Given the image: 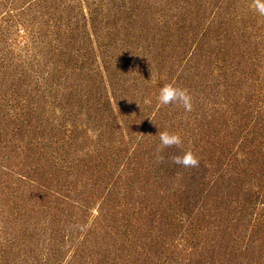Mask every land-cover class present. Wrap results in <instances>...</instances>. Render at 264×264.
Listing matches in <instances>:
<instances>
[{
	"label": "rangeland",
	"instance_id": "1",
	"mask_svg": "<svg viewBox=\"0 0 264 264\" xmlns=\"http://www.w3.org/2000/svg\"><path fill=\"white\" fill-rule=\"evenodd\" d=\"M0 264H264L256 0H0Z\"/></svg>",
	"mask_w": 264,
	"mask_h": 264
},
{
	"label": "clouds",
	"instance_id": "2",
	"mask_svg": "<svg viewBox=\"0 0 264 264\" xmlns=\"http://www.w3.org/2000/svg\"><path fill=\"white\" fill-rule=\"evenodd\" d=\"M256 9L264 15V0H256ZM157 99L161 105L181 103L185 109H190L191 107L190 97L187 91L175 86L172 83H165L160 86ZM159 139L161 145L164 147L179 145L181 143V139L178 134L169 133L167 131L160 132ZM173 162L184 166H195L198 161L191 151H187L183 155L174 156Z\"/></svg>",
	"mask_w": 264,
	"mask_h": 264
}]
</instances>
